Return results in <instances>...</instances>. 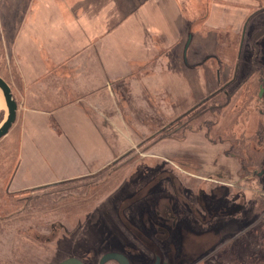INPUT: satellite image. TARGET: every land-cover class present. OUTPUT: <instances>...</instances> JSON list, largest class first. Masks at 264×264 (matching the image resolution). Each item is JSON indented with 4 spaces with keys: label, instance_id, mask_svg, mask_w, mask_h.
Here are the masks:
<instances>
[{
    "label": "rangeland",
    "instance_id": "374dc122",
    "mask_svg": "<svg viewBox=\"0 0 264 264\" xmlns=\"http://www.w3.org/2000/svg\"><path fill=\"white\" fill-rule=\"evenodd\" d=\"M1 1L0 6L6 7L0 9V23L6 18L23 23L14 51L21 66L29 67L24 51L29 46L31 22L25 21L30 10L39 21V0ZM205 5L210 6L208 23L216 24L223 34L217 35L216 42L207 36L209 40L193 44L196 50L202 43L206 52L197 66L191 48L187 59L182 58L180 74L155 76L153 89L144 84L146 79L139 83L137 93L146 85L150 93L161 90L166 100L127 102L125 117L136 149L117 155L105 170L23 189L12 184L18 163L14 125L0 140V264H58L71 257L99 264L111 251L125 254L132 264H152L156 256L167 264H256L264 247V145L259 146L257 139L264 124V93L259 96L264 90V0H206ZM199 14L203 17L202 11ZM5 29L0 24L3 78L10 77L8 64L12 67L10 44L2 42L10 36ZM32 48L38 55V45ZM216 51L222 54L220 66L213 57L208 60V53ZM238 62L237 82L219 96L231 99L216 116L198 118L174 134L161 130L196 100L230 81ZM215 69H219V79ZM113 78L101 73L96 83L105 85ZM166 80H184L195 99L186 104L172 102L170 91L162 90ZM14 99L19 107L20 99L15 95ZM6 116L0 94V125ZM215 121L216 127L206 133L207 125ZM38 139L44 148L38 151L33 169L39 173H66L69 153L89 155L83 148L66 151L62 130L52 138L41 135ZM228 140L237 145L230 152ZM44 157L59 162L49 167ZM247 161L253 163L248 169ZM28 180L34 177L24 178V183Z\"/></svg>",
    "mask_w": 264,
    "mask_h": 264
},
{
    "label": "crops",
    "instance_id": "0c3cea01",
    "mask_svg": "<svg viewBox=\"0 0 264 264\" xmlns=\"http://www.w3.org/2000/svg\"><path fill=\"white\" fill-rule=\"evenodd\" d=\"M205 1L39 0V21L32 18V10L25 21L31 22L29 46L24 51L29 67L21 66L14 51L23 23L7 18L0 23L10 32L2 42H8L12 52V67L8 64L7 70L12 78L4 79L20 99L12 129L18 161L12 184L38 189L85 177L89 171L108 168L117 155L135 150L136 138L128 130L125 117L127 102L136 105L144 99L147 103L155 100V104L161 98L165 101L160 88L154 89L159 90L157 93H150L148 86L153 89V78L161 73L180 74L188 37L191 35L192 41L187 55L193 48L195 66L206 52L202 43L196 50L193 44L209 40L207 36L216 42L217 35L223 34L216 24L208 23L210 6ZM33 44L39 47L38 55L33 53ZM101 73L114 78L98 85L96 80ZM143 79L148 86L137 93ZM165 84L162 90L170 91L168 98L172 102L176 99L186 104L195 97L184 80H166ZM58 130L67 139L66 151L83 148L89 155L73 157L69 153L66 173H39L37 168L33 169L38 151L44 148L38 137L52 138ZM44 159L53 168L59 162ZM28 177L34 180L24 183Z\"/></svg>",
    "mask_w": 264,
    "mask_h": 264
},
{
    "label": "water",
    "instance_id": "95a60500",
    "mask_svg": "<svg viewBox=\"0 0 264 264\" xmlns=\"http://www.w3.org/2000/svg\"><path fill=\"white\" fill-rule=\"evenodd\" d=\"M247 25L248 23L244 26L243 39H244ZM191 41H192V36L190 35L184 47L183 54H184L185 60L187 57V52L190 47ZM219 75H220V72H218V79H219ZM0 91L3 94L4 101H5L6 108H7V116L3 124L0 126V140H1L5 136H7V134L9 133L12 126L15 124L17 120L18 105H17L16 100L14 99V95L12 93V89L10 85L1 75H0ZM263 93H264V90L263 91L261 90L259 96L261 97ZM110 261H115L118 264H131L126 255H124L123 253L115 252V251L105 253L101 257L99 264H106ZM59 264H83V262L76 257H71V258L63 260ZM153 264H160V258H156V261Z\"/></svg>",
    "mask_w": 264,
    "mask_h": 264
},
{
    "label": "flooded vegetation",
    "instance_id": "af4514ba",
    "mask_svg": "<svg viewBox=\"0 0 264 264\" xmlns=\"http://www.w3.org/2000/svg\"><path fill=\"white\" fill-rule=\"evenodd\" d=\"M210 60V59H209ZM220 66V65H219ZM218 67V66H217ZM215 72H216V74H217V71H216V69H215ZM215 78H216V76H215ZM220 89H221V87H219V88H217V90H215V92H212V93H210L208 96H206L205 98H202L201 100L200 99H198V100H196V102L187 110V111H185L183 114H181L180 116H178V117H176V118H174L173 120H171V122H169L168 123V125H166L167 126V128H168V131L169 132H172L173 134L175 133V132H177V131H179V130H181L182 128H185V127H187V126H189V124L191 123V122H196L197 121V118L195 117V118H191V112H193L194 110H197V109H199L200 110V108H203L204 110H206V109H210L211 107H214V108H220L221 106H220V104H218L219 102H218V100L216 99V100H214V98H213V96L215 95V94H218L219 92H220ZM211 94H213V95H211ZM220 94V93H219ZM194 99H195V97H194ZM193 99V100H194ZM214 100V103H212V101ZM219 101H220V99H219ZM211 103L210 104V107H207L206 106V104L207 103ZM222 110V109H221ZM220 110V111H221ZM214 112H216V110H214ZM218 113V112H217ZM217 113H212V114H210V115H207V113L206 112H203V114L201 115L202 117H207V116H211V115H214V116H216V114ZM188 116H189V118H188ZM201 117V118H202ZM187 120V121H185V122H183V123H180L182 120ZM186 122H187V125H186ZM205 124H206V122H204ZM207 125V124H206ZM211 126L210 127H208V125H207V131H206V133H208V134H210L211 133V129L212 128H214V127H216V125H217V121H215L214 123H212V124H210ZM229 141V140H228ZM235 146H237V145H235V143H234V141H229V148L230 149H228V151L227 152H230L231 150H233L234 148H235ZM231 156L235 159H238L235 155H233V154H231ZM248 162V161H247ZM251 164H253V163H251L250 161L248 162V164L246 165V168L248 169L249 168V166H251ZM125 255V254H124ZM128 257V256H127ZM156 258H160V257H158V256H156L155 257V260H154V262L156 261ZM79 259V258H78ZM129 259V258H128ZM79 260H81V259H79ZM82 261V260H81ZM129 261H130V263L132 264V262H131V260L129 259ZM83 262V261H82ZM99 262H100V260H99ZM111 262H115V261H111ZM153 262V263H154ZM109 263V262H108ZM108 263H106V264H108ZM152 263V264H153ZM59 264V263H58ZM83 264H85L84 262H83ZM115 264H118L117 262H115ZM160 264H165V262H162V260H161V258H160ZM167 264V263H166Z\"/></svg>",
    "mask_w": 264,
    "mask_h": 264
},
{
    "label": "trees",
    "instance_id": "16d2710c",
    "mask_svg": "<svg viewBox=\"0 0 264 264\" xmlns=\"http://www.w3.org/2000/svg\"><path fill=\"white\" fill-rule=\"evenodd\" d=\"M216 48V47H215ZM241 49H242V47H240ZM229 50V47H226L225 48V51H228ZM222 56V54H221V52L219 51V53L216 51L215 53H208V60L211 58V57H213V59L214 60H217L216 62L220 65L221 64V57ZM241 57V50L239 51V53H238V58H240ZM201 62V61H200ZM199 62V63H200ZM198 64V63H197ZM219 67V66H218ZM238 68H240V63L238 62L237 63V65H236V71H235V73H234V75H233V77L230 79V81H228V82H226L224 85H223V87H221V89H220V94H221V92H222V90H224V89H227V88H231L232 86H234V84L237 82V74H238ZM217 71L219 72V69H217ZM216 79V81H217V77L215 78ZM215 94L214 96H213V98H214V100H218V104H220V108H214V107H211L210 109H206V110H204L203 108H200V110L199 109H197V110H194L193 112H191V118L193 117V118H201L202 116V114H203V112H206L207 113V115H210V114H212V113H215L214 112V110H216V112H220V110L222 109V108H224L226 105H227V103H228V101H229V99H231V98H228V97H226V98H222V97H219L220 96V94ZM225 94H226V96H227V91L225 92ZM211 95H213V94H211ZM219 99H220V101H219ZM214 100L212 101V103H214ZM223 102H224V104H223ZM210 102L209 103H207L206 104V106L207 107H210ZM188 118H189V116H188ZM161 130H167L168 131V128H167V126H164ZM159 133L161 132L160 131V129H159V131H158ZM257 139H258V145L259 146H263L264 145V124H262L261 126H260V128H259V130H258V132H257ZM262 204L261 203H259V205L258 206H261ZM261 246H264V242L262 241V243H261ZM252 264H254L253 262H251ZM256 264H264V247L260 250V252H259V254L257 255V262H256Z\"/></svg>",
    "mask_w": 264,
    "mask_h": 264
},
{
    "label": "bare ground",
    "instance_id": "6f19581e",
    "mask_svg": "<svg viewBox=\"0 0 264 264\" xmlns=\"http://www.w3.org/2000/svg\"><path fill=\"white\" fill-rule=\"evenodd\" d=\"M0 94H1V96H2V98H3V100H4V97H3V94H2L1 91H0ZM4 104H5V101H4ZM5 108H6V104H5ZM6 114H7V108H6ZM2 124H3V123H2ZM2 124H1V125H2ZM1 125H0V126H1ZM119 253H120V252H119ZM67 259H68V258H67ZM61 262H62V261H61ZM110 262H111V261H110Z\"/></svg>",
    "mask_w": 264,
    "mask_h": 264
}]
</instances>
